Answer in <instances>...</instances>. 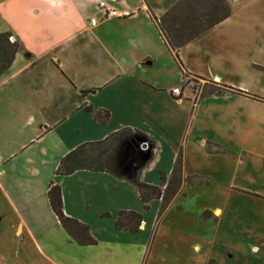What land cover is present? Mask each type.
<instances>
[{"label":"crops","instance_id":"0c3cea01","mask_svg":"<svg viewBox=\"0 0 264 264\" xmlns=\"http://www.w3.org/2000/svg\"><path fill=\"white\" fill-rule=\"evenodd\" d=\"M36 1L52 12L56 26L36 49L23 44L31 57H25L24 49L17 51L0 74V264H146L154 223L147 236L145 216L159 200H151L144 212L134 187L124 179L106 172L57 176L54 171L77 145L131 128L155 144L139 179L163 186L159 172L169 173L179 148L183 151L200 99L192 103L188 88L173 94L178 85H163L154 72L162 62L182 80L148 14L150 10L159 17L177 0L166 9L154 0H103L115 11L109 16L98 9L100 0ZM88 17L89 24L84 23ZM188 69L189 76H196ZM85 104L107 110L108 121H94ZM125 155L121 146L117 171L122 164L127 172L135 167L124 162ZM149 170L156 177L149 178ZM50 181L60 187L64 213L89 225L96 244L80 246L61 228L47 201ZM124 209L142 213L138 231L115 229L116 214Z\"/></svg>","mask_w":264,"mask_h":264},{"label":"rangeland","instance_id":"374dc122","mask_svg":"<svg viewBox=\"0 0 264 264\" xmlns=\"http://www.w3.org/2000/svg\"><path fill=\"white\" fill-rule=\"evenodd\" d=\"M208 1L202 0L197 11ZM225 1L231 6L227 20L182 49L187 72L191 68L201 78L181 74L180 81L162 62L154 70L163 85L191 90L192 103L200 98L183 143V170L197 182L184 183V195H177L159 219L146 264H264V245L257 242L264 244V71L254 67L264 68V0ZM154 3L166 9L172 0ZM39 4L0 0V31L8 30L31 49L48 41L56 24L52 12ZM220 81L247 94L200 97ZM121 146L132 170L151 149L136 132L124 135ZM125 167L120 165L118 173L130 174ZM148 177H156V171L149 170ZM157 209L145 216L147 236ZM204 211L212 214L209 219L202 218Z\"/></svg>","mask_w":264,"mask_h":264},{"label":"trees","instance_id":"16d2710c","mask_svg":"<svg viewBox=\"0 0 264 264\" xmlns=\"http://www.w3.org/2000/svg\"><path fill=\"white\" fill-rule=\"evenodd\" d=\"M202 0H178L171 5L161 16L156 17L150 10L148 14L150 19L157 29L158 35L161 37L165 47L173 55L182 77L189 75L184 69L179 58V48L192 40L202 32L218 24L226 19L231 13V6L225 0H209L208 5L202 12L197 11L199 3ZM23 50L22 43L13 37L9 31L0 32V74L6 71L11 65L15 53ZM25 57L30 58L29 52H24ZM260 71H264L263 67L254 66ZM201 78L199 76H194ZM239 94L246 95L247 93L228 86L219 84L218 88L207 91L205 95H225ZM83 109L91 112L92 119L98 123L104 124L109 119V112L105 109H93L91 105H84ZM132 132H138L131 128H120L111 132L105 138L94 141L83 142L64 154L58 161L54 174L57 176L69 175L77 170H88L94 172H106L114 177L124 179L130 183L136 192L137 197L143 204L144 212L149 210V202L153 199L159 200L158 210L155 216V221L149 235L148 246L155 237L156 227L159 219L165 214L167 208L179 194H183L182 187L184 183H196V175L187 174L183 170V151L179 148L174 159L172 168L169 173L159 172V180L161 185L143 182L139 179V172L153 155L155 144L150 141V151L147 159L137 168L130 171L128 175L118 173L116 168V155L123 141L124 135ZM146 137L145 135H143ZM198 182H201L199 180ZM207 182V181H206ZM48 205L59 222L61 228L66 234L78 245H94L96 240L92 237L89 225L80 222L76 218L67 216L63 211L61 191L58 184L50 181L47 192ZM108 213H102L100 216H108ZM208 211L202 213L203 219H209ZM143 215L140 212L133 210H120L116 214L114 227L117 230L136 232L142 222ZM262 244L263 241L258 240Z\"/></svg>","mask_w":264,"mask_h":264},{"label":"built area","instance_id":"2783aa9c","mask_svg":"<svg viewBox=\"0 0 264 264\" xmlns=\"http://www.w3.org/2000/svg\"><path fill=\"white\" fill-rule=\"evenodd\" d=\"M97 7H98L99 10H101L103 12L104 16H109V15L115 14V11L113 9L108 8L103 0H100V1L97 2ZM95 22H96V20L94 18L90 19V23L92 25H94ZM180 90H181V87L180 86H176V87L172 88L171 91H172L173 94H179Z\"/></svg>","mask_w":264,"mask_h":264},{"label":"water","instance_id":"95a60500","mask_svg":"<svg viewBox=\"0 0 264 264\" xmlns=\"http://www.w3.org/2000/svg\"><path fill=\"white\" fill-rule=\"evenodd\" d=\"M149 154V153H148ZM148 155L146 156V158L144 159V161L147 159Z\"/></svg>","mask_w":264,"mask_h":264}]
</instances>
